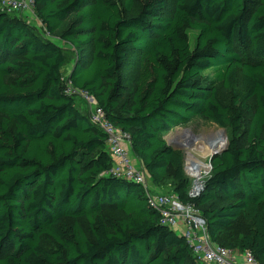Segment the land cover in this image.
Instances as JSON below:
<instances>
[{
    "label": "trees",
    "instance_id": "16d2710c",
    "mask_svg": "<svg viewBox=\"0 0 264 264\" xmlns=\"http://www.w3.org/2000/svg\"><path fill=\"white\" fill-rule=\"evenodd\" d=\"M34 3L45 33L64 27L59 39L76 52L67 82L128 136L152 187L169 178L170 194L199 211L211 243L264 264V0H174L171 17L163 16L168 0ZM189 31L197 32L193 48ZM132 56L137 78L120 102ZM66 62L63 48L0 11V264H204L161 224L141 186L105 176L106 136L66 93ZM218 87L231 91V104ZM194 118L230 136L190 198L168 136Z\"/></svg>",
    "mask_w": 264,
    "mask_h": 264
},
{
    "label": "built area",
    "instance_id": "2783aa9c",
    "mask_svg": "<svg viewBox=\"0 0 264 264\" xmlns=\"http://www.w3.org/2000/svg\"><path fill=\"white\" fill-rule=\"evenodd\" d=\"M0 11L23 18V15L35 13V3L34 0H0ZM65 84L66 93L79 97L86 103L90 123L106 136L107 151L112 163L105 176L124 178L141 186L149 205L160 213L161 224L175 232H180L178 235L185 238L187 244L192 247L193 255L198 261L204 264H237L238 253L211 243L205 221L193 205L183 204L172 194L154 191L145 171L142 167L135 166L132 156L130 157L128 136L106 119L104 111L97 106L94 98L87 92L73 89L67 80ZM187 166L188 162L183 163V170L190 176ZM210 171L209 167L205 178ZM191 184L188 196L196 198L203 184L199 188L194 187L193 181ZM240 255L244 264H258L250 252L245 251Z\"/></svg>",
    "mask_w": 264,
    "mask_h": 264
},
{
    "label": "rangeland",
    "instance_id": "374dc122",
    "mask_svg": "<svg viewBox=\"0 0 264 264\" xmlns=\"http://www.w3.org/2000/svg\"><path fill=\"white\" fill-rule=\"evenodd\" d=\"M135 11L136 10H134V12ZM134 12H132L129 15L134 14ZM173 12H174V0H168L167 8L165 11H163V16L171 17ZM22 17L24 19L31 20V23L34 25L35 30L42 37L48 39L55 45L60 46L66 51L67 62L64 68L62 69L63 78L66 81L69 76V73L73 70V68H75L77 59H76L75 50L69 44L62 42L59 39V36L62 33L64 27H62L61 31L57 32L55 35L49 36L45 33L40 22L37 20L35 13L33 15L31 14L23 15ZM70 21L67 22V26ZM188 36H189L190 46L193 48L196 43L197 32L189 31ZM90 59H91V48L85 47L80 65H82L83 67H87L88 63L90 62ZM137 74H138L137 56L129 57L127 61L125 62L122 68V71H121L122 89L119 94L120 102L123 101L127 93L134 87ZM239 79H240V76L238 74V82H239ZM237 88L238 89L240 88L239 84L237 85ZM217 91H218V96L222 103L226 105L231 104V91L225 90L222 87H218ZM77 99H79V97L76 98V100ZM251 116H252V111L246 112L244 114V119H243V131L244 132L247 129ZM221 131L224 133V136L226 138V143L228 145L229 136H230L229 132L226 129H223L219 127L217 124L207 119H204V118H194L189 124L181 125L170 131V134L168 136V141L173 148H175L177 151L181 153L183 157V163L189 162L190 164L191 162H194V163L200 164L201 174L199 176L198 182H200V180L203 182L205 181L206 178L204 176L209 171V167H208L209 159H210V156L212 155L211 153V155L204 157L202 154L205 153L204 150L212 149V147H214L213 145L218 140L213 139L211 136ZM243 140L244 138L242 135V141ZM130 157H131V154H130ZM185 175L191 180V183H192L195 177L193 176L192 178L191 176L186 174V172H185ZM170 183L171 181L168 178L165 184L163 185V187L160 189L161 193H166V194L171 193L170 186H169ZM111 216L117 218V217H120V214L114 212V213H111ZM81 223L83 222L81 221ZM235 228L239 232H245V225L241 221H238L236 223Z\"/></svg>",
    "mask_w": 264,
    "mask_h": 264
},
{
    "label": "bare ground",
    "instance_id": "6f19581e",
    "mask_svg": "<svg viewBox=\"0 0 264 264\" xmlns=\"http://www.w3.org/2000/svg\"><path fill=\"white\" fill-rule=\"evenodd\" d=\"M211 137L213 139L218 140V141L215 142V144L213 145L214 147H212V149L204 150L205 153L202 154L204 157L209 156V155H211V153L213 154L215 151L222 149L223 146L226 144V138H225L224 133L222 131L212 135ZM187 171L192 178H193V176L195 177L193 179L194 187L199 188L203 184V181H201V180H200V182H198L199 176L201 174L200 164L194 163V162H191L189 164V162H188Z\"/></svg>",
    "mask_w": 264,
    "mask_h": 264
},
{
    "label": "crops",
    "instance_id": "0c3cea01",
    "mask_svg": "<svg viewBox=\"0 0 264 264\" xmlns=\"http://www.w3.org/2000/svg\"><path fill=\"white\" fill-rule=\"evenodd\" d=\"M22 20H24L25 22H27L28 24H30V25H32V26H34L32 23H31V20H29V19H24V18H22ZM76 105H77V107L81 110V111H87L88 110V107H87V105H86V103L82 100V99H77L76 100ZM128 149H129V151H130V145L128 146ZM132 159H133V161H134V164H135V166H137V167H141V165H140V163L137 161V160H135L133 157H132ZM160 190V188H155L154 189V191L156 192V193H161V190ZM177 234H180V232H176ZM240 254V253H239ZM239 256V258H237V264H244L243 263V260L241 259V255H238Z\"/></svg>",
    "mask_w": 264,
    "mask_h": 264
},
{
    "label": "water",
    "instance_id": "95a60500",
    "mask_svg": "<svg viewBox=\"0 0 264 264\" xmlns=\"http://www.w3.org/2000/svg\"><path fill=\"white\" fill-rule=\"evenodd\" d=\"M173 149H175V148H173ZM226 149H227V143L225 144V146L222 148V149H220V150H218V151H215L211 156H210V159H209V167H210V169H211V161L214 159V158H216L217 156H219V155H221L223 152H225L226 151ZM176 150V149H175ZM203 189V188H202ZM202 189H201V191H202Z\"/></svg>",
    "mask_w": 264,
    "mask_h": 264
}]
</instances>
